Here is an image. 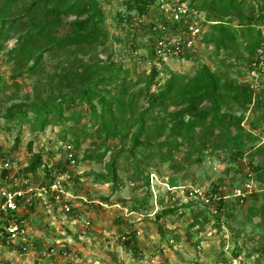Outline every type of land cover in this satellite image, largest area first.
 I'll return each instance as SVG.
<instances>
[{
    "label": "rangeland",
    "instance_id": "rangeland-1",
    "mask_svg": "<svg viewBox=\"0 0 264 264\" xmlns=\"http://www.w3.org/2000/svg\"><path fill=\"white\" fill-rule=\"evenodd\" d=\"M97 1L103 12L107 37L96 47L86 48V53H79L83 61L108 62L111 59L128 69L130 78L139 84L129 91V96L135 94L140 106L144 97L140 90L146 88V77L152 67L159 72L150 87L153 93L167 75L192 76L203 65L225 80L250 81L255 91L254 102L259 107L234 108L233 112L236 116L244 115L241 125L246 132L251 129L250 121L255 124L251 136L256 141L249 140L242 150H236L218 136H209L205 141L196 139L193 147L180 146L173 152L172 161L160 162L155 153L151 157L147 152L127 154L131 147L130 134L118 126L120 135H105L101 119L90 113L84 115L85 106L76 104L66 115L76 118L74 113L80 111L83 116H77L78 123L71 121L64 126L83 128L86 135H80L76 149L67 146L76 158L69 168L71 177L63 178L57 192L45 197L32 213L26 214L28 210L21 206L17 217L22 220V215L26 214L31 243L24 250H20L19 243H0V264H263L264 191L259 190L262 187L259 175L264 173V154L255 155L253 148L264 145V74L252 79L245 62L229 51L215 50L212 44H199L193 59L154 57L147 47L148 33L156 19L167 20L160 6H152L149 14L141 19L135 10L128 8L132 6L131 0ZM178 1L200 11L197 15L204 21L203 32L210 26L205 17L213 21L218 15L209 5L217 0ZM250 7L258 14L259 9L264 8V0H244V12ZM220 18L237 24L233 16ZM139 20L146 23L141 24ZM262 31L264 34V28ZM10 43L0 39V165L4 159L1 155H7L5 159L13 163L7 166L11 170L9 178L31 163L35 154L51 157L48 164L65 165L69 150L60 143L62 126L51 124L44 131L36 132L24 120L7 123L2 115L13 105H29L43 96L41 83L72 58L66 53L57 54L55 58L46 55L43 65L30 73L17 65L15 54L8 53ZM108 88L110 96H115L116 88ZM108 99L105 96V100ZM26 118L31 119L32 114L28 113ZM16 138L19 144L12 151ZM102 153L104 157L100 161L89 158ZM113 158L117 162V187L95 184L93 175L107 173ZM247 169L255 177V196L238 204L231 194L244 182ZM30 177L32 188L44 180L41 170ZM10 180L0 179V188L13 179ZM195 186L204 191L213 186L220 188L227 197L220 216L200 204L184 208L188 202L181 189ZM64 204H71L76 214H64L61 210ZM165 210L173 212L162 217L160 214ZM126 232H135L134 250L125 249L123 245L121 235ZM50 246L55 248V256L39 255L40 250ZM237 252L238 257H234Z\"/></svg>",
    "mask_w": 264,
    "mask_h": 264
},
{
    "label": "trees",
    "instance_id": "trees-1",
    "mask_svg": "<svg viewBox=\"0 0 264 264\" xmlns=\"http://www.w3.org/2000/svg\"><path fill=\"white\" fill-rule=\"evenodd\" d=\"M131 1L132 6L128 8L135 10L141 19H144L150 8L155 5L154 0ZM209 5L210 10L217 11L218 15L214 16L213 21L205 17L210 26L202 33L200 44H212L217 51L231 52L237 59L245 62L249 69L255 61L256 51L264 47L261 27L264 8L261 7L258 14L252 7L244 12V0H217L211 1ZM192 8L200 12L197 8ZM220 16H233L237 24L223 21ZM106 37L103 12L97 0H0V39L11 42L8 53L15 54L18 66L33 73L36 67L43 65L46 55L55 58L57 54L66 53L68 57H72L65 65H57L60 70L48 75L45 82L41 83L44 87L43 96L29 105L9 107L2 117L7 123L17 119L24 120L36 132L44 131L51 124L62 126L60 143L72 153L67 146L72 145L76 149L80 135L86 133L83 128H75V125L68 128L64 126L71 121L78 123L77 118L83 116L82 112L76 111V118L71 114L66 115V112L76 104L84 105V115L90 113L101 119V128L105 135H120L118 126L127 135L130 134L131 147L127 154L147 152L151 157L155 153L160 162L172 161L173 152H177L180 146L187 144L193 147L196 139L205 141L209 136H218L226 145L236 150H242L249 140L256 141L251 136L255 124L250 121V132H246L241 125L244 115L236 116L233 112L234 108L258 106V103L254 102L255 91L250 81L225 80L203 65L192 76L167 75L160 88L153 93L150 92V87L159 72L156 67H152L146 77V88L140 90V93H144L143 104L140 106L135 94L129 96V91L139 84L130 78L128 69L112 62L111 59L108 62H85L78 56L79 53H86V48L96 47ZM147 47L156 57L151 40ZM196 55L197 52H184L177 57L193 59ZM105 87L116 88V95L111 97L109 88L104 89ZM105 96L109 99L105 100ZM28 113L32 114L31 119L26 118ZM18 144L19 139L16 138L12 151L17 149ZM253 149L255 155L264 154L262 144ZM28 151H31V144L28 145ZM72 154L76 162L74 153ZM1 156L4 159L0 165V179L4 182H9L10 179H13L12 182L21 180L22 188L31 183L30 176L35 177L38 170L43 172L44 177L38 184L40 187L49 188L57 178L66 174L71 177L68 160L65 159V165L61 162L48 164L51 157L35 154L31 163L9 178L11 170L7 166L13 163L5 159L7 155ZM103 157L104 153L89 158L100 161ZM116 163L115 158L111 159L107 173L93 175L95 184H111L115 189L118 183ZM248 175L254 180L255 177L249 169L245 180ZM259 177L264 186V173ZM219 189L213 186L209 191L219 193ZM219 196H223L222 192ZM252 196L255 194L252 193L249 199ZM194 204L196 203L188 202L184 208ZM37 205V202L26 204V214L32 213ZM99 205H102V202ZM225 206V202H219L218 216L222 214ZM61 210L63 211L62 207ZM71 212L75 213V210L71 209ZM172 212L173 210H165L160 215L164 217ZM26 214L22 215L24 221ZM121 238L125 249H135V232L123 233ZM0 243L6 244L3 240ZM238 254L235 253L234 257H238ZM261 260L264 264V258Z\"/></svg>",
    "mask_w": 264,
    "mask_h": 264
},
{
    "label": "built area",
    "instance_id": "built-area-1",
    "mask_svg": "<svg viewBox=\"0 0 264 264\" xmlns=\"http://www.w3.org/2000/svg\"><path fill=\"white\" fill-rule=\"evenodd\" d=\"M155 4L160 6V10H163V15L167 19H156L150 25L148 36L155 56L163 59L177 56L184 52L196 53L203 33L202 23L204 22L197 15L199 12L188 8V6L178 0H174V2L173 0H155ZM142 22L140 21L141 24ZM261 27L264 28V19ZM247 72L252 79H256L260 73L264 74V47L256 51L255 61L247 69ZM66 160L69 162V167L75 164L73 154L69 151L66 154ZM63 178L68 179L69 176L66 174L57 178L49 188L38 185L32 188L31 183L27 187L22 188L21 180L13 181L9 186L0 188V242L3 240L8 245L19 243L20 250H24L30 245L31 238L25 221L17 217L20 209H22L21 206L25 207L26 204L30 205L32 202H37L39 205L45 197L57 192L58 187H61ZM253 187V179L251 175H248V179L244 183L233 189L231 198L236 203L243 204L254 193ZM259 190L261 192L264 191V186ZM220 192L222 191L220 190ZM220 192L211 193L197 186L181 189L185 201L207 207L216 216L220 212L217 209V205L220 201L225 202L227 198L224 195L220 197ZM82 200L86 201L85 199ZM62 209L64 214L68 215L71 213L72 206L64 204ZM39 255L42 257L55 256L56 250L50 246L40 250Z\"/></svg>",
    "mask_w": 264,
    "mask_h": 264
}]
</instances>
